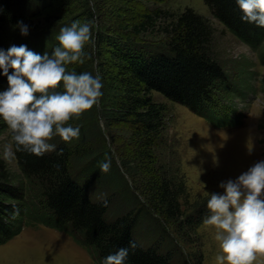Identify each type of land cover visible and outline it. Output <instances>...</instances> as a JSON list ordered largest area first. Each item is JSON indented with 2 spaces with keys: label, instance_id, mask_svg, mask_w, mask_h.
<instances>
[{
  "label": "trees",
  "instance_id": "trees-1",
  "mask_svg": "<svg viewBox=\"0 0 264 264\" xmlns=\"http://www.w3.org/2000/svg\"><path fill=\"white\" fill-rule=\"evenodd\" d=\"M74 2H78L76 15L64 17V8ZM204 3L264 63V27L241 20L235 0ZM20 19L30 25L26 36L13 27ZM138 19L130 25L135 33L168 20L165 39L138 41L100 26L89 0H0V47L5 49L23 43L41 54L51 52L61 26L73 20L91 23L94 46L86 44L85 62H74L68 70L96 74L98 69L103 81L98 102L69 121L80 125V136L70 141L53 137L50 142L56 149L42 156L17 149L11 130L0 120V134L7 129L20 173H12L0 156V244L23 225L37 222L71 235L99 264L130 241L135 247H129L125 264L191 263L171 237L169 225L176 222L194 228L202 210L192 216L181 210L180 196H187L185 182L178 178L179 169L174 166V173L170 172L166 168L170 163L159 155L160 146L167 144L166 107L154 94L184 105L212 126L223 127L235 122L230 112L218 115L216 99L243 97L246 82L240 80L238 85V80L230 79L212 48V26L193 8L174 14L154 9ZM5 87L7 77L0 74V89ZM119 126L130 131L127 144L113 129ZM105 159L111 160L108 172L99 167Z\"/></svg>",
  "mask_w": 264,
  "mask_h": 264
},
{
  "label": "rangeland",
  "instance_id": "rangeland-1",
  "mask_svg": "<svg viewBox=\"0 0 264 264\" xmlns=\"http://www.w3.org/2000/svg\"><path fill=\"white\" fill-rule=\"evenodd\" d=\"M100 17V26L123 31L134 40L157 42L164 40L168 20L158 21L154 28L135 33L130 25L138 21L145 11L164 10L179 13L191 7L208 19L213 29L212 48L218 55L231 80L245 81L247 90L243 97L232 96L228 101L216 99L219 116L233 115L229 126L215 127L194 114L189 108L172 102L159 93L155 100L165 105L167 144L158 149L166 160L167 169L185 182L186 197L181 210L187 216L202 210L199 224L185 226L173 222L169 226L171 237L177 242L180 252L190 264H217L218 242L215 229L204 223L209 215L206 201L209 193L223 192L220 181L234 179L255 163L264 159V63L260 54L246 42L241 41L222 23L211 15L204 0H89ZM71 3V2H70ZM78 2L64 8V17L76 15ZM63 10V9H62ZM71 13V15H69ZM69 15V16H68ZM264 50V47H263ZM232 106V107H231ZM231 107V108H230ZM227 109V110H226ZM230 110V111H229ZM231 116V115H229ZM116 130L124 143L131 139L130 131L119 126ZM7 129L0 134V156L5 159L12 173L20 175L11 150ZM117 156L119 153H116ZM175 166V167H174ZM123 176L132 184L130 176ZM146 201V198H143ZM0 264H99L98 261L71 235L61 230L44 226L42 223L23 225L13 238L0 244ZM253 264H264V255L257 253Z\"/></svg>",
  "mask_w": 264,
  "mask_h": 264
},
{
  "label": "clouds",
  "instance_id": "clouds-1",
  "mask_svg": "<svg viewBox=\"0 0 264 264\" xmlns=\"http://www.w3.org/2000/svg\"><path fill=\"white\" fill-rule=\"evenodd\" d=\"M241 20L264 27V0H235ZM21 35H28L30 25L16 21ZM58 43L43 54L27 44L0 47V74L6 75L7 87L0 89V120L12 134L19 150L37 156L53 151L50 142L59 136L70 141L80 136V125L69 123L90 109L102 95L103 81L97 69L68 70L72 63L83 64L86 44L94 46L92 24L73 20L61 26ZM9 69H12L10 72ZM12 145L6 148L10 153ZM108 172L111 160L99 163ZM223 192L209 193L206 225L215 229L218 242L217 264H253L257 253L264 255V159L257 160L234 179L220 181ZM129 247H118L103 258V264H125Z\"/></svg>",
  "mask_w": 264,
  "mask_h": 264
}]
</instances>
